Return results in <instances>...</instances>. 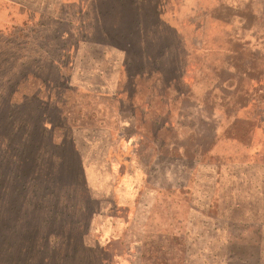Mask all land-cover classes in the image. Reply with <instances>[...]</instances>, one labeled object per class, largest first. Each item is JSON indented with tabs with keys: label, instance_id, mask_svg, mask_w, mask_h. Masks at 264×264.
<instances>
[{
	"label": "rangeland",
	"instance_id": "obj_1",
	"mask_svg": "<svg viewBox=\"0 0 264 264\" xmlns=\"http://www.w3.org/2000/svg\"><path fill=\"white\" fill-rule=\"evenodd\" d=\"M93 4L0 0V264H264V0H146L138 61Z\"/></svg>",
	"mask_w": 264,
	"mask_h": 264
},
{
	"label": "trees",
	"instance_id": "obj_2",
	"mask_svg": "<svg viewBox=\"0 0 264 264\" xmlns=\"http://www.w3.org/2000/svg\"><path fill=\"white\" fill-rule=\"evenodd\" d=\"M94 2V10L96 13V18L97 19L94 24H92L91 29L93 31L99 33V29H103L101 38H93L89 37L88 39L84 37V39H87V43L89 45L93 46H108V47H115L121 50H124L127 55L131 54V58H135V61H138L139 58L138 56H144L143 54L141 55H136L133 53L132 55V49L137 43V46H142L146 45V39L143 38V32L146 30L148 31L145 27H143V24L141 21L136 20V21H130V24L127 23L129 19H126V21L123 23V18L122 15L125 17V15H129L131 12L135 15V17H138V15L141 12V5L146 2V0H93ZM132 7L133 10L130 9ZM102 18V22L100 21ZM103 22H105L107 25H110V29L106 28V26ZM127 23V24H125ZM102 24V25H101ZM126 25L129 28L128 33H123L121 30V27H125ZM102 26V27H101ZM104 27V28H103ZM99 28V29H98ZM131 29V31H130ZM112 31V32H110ZM64 34L60 36V39H64ZM70 36H68L69 38ZM138 39V40H137ZM137 40V41H135ZM150 49V48H149ZM148 50V48H147ZM146 50V51H147ZM148 53V52H147ZM151 55V54H149ZM157 56L159 54H156ZM162 57H166V54L159 55ZM153 56H147L144 60L151 62V58ZM62 58L63 56H57V57H51L49 58L46 62L48 64V68H54L56 70V73L59 76V79H62V74L60 70L62 69ZM153 60H157V58H152ZM142 63V62H141ZM140 63L136 65V67H139ZM45 68V67H43ZM34 79H40L38 76L35 74H30ZM138 76L136 74L133 77ZM52 83V80L46 79L44 81V85L48 87ZM3 95L0 96V99L2 98ZM26 102V104H29V110L31 112V109L33 110L34 114L30 116L29 121L30 125H33L34 128L37 126L42 128V130L45 132L44 129H46V121H50L48 116H46L45 112L43 115L39 114L41 113V110L43 111V107L48 104L50 101V96H47V98H41V96L38 93H32L28 95L27 97L24 98L22 102ZM24 102V103H25ZM9 104V103H8ZM13 108L14 110H18L21 108V105H17V103H14L13 105L9 104L8 109ZM42 116V118H41ZM11 120V113L5 109L4 107H0V146L3 145L4 141L6 142V139L10 138V133L9 130L11 129V124H7V121ZM9 127V128H8ZM8 128V129H6ZM51 131L48 132V137L49 140L52 141L51 137ZM11 139V138H10ZM19 154V159L20 164L24 165L25 160H24V154L22 153V150H20ZM30 154H34L33 151L29 152ZM35 153L37 151L35 150ZM27 160H29L27 158Z\"/></svg>",
	"mask_w": 264,
	"mask_h": 264
}]
</instances>
